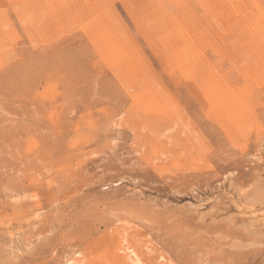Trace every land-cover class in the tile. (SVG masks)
<instances>
[{"label":"rangeland","instance_id":"rangeland-1","mask_svg":"<svg viewBox=\"0 0 264 264\" xmlns=\"http://www.w3.org/2000/svg\"><path fill=\"white\" fill-rule=\"evenodd\" d=\"M131 251L264 264V0H0V264Z\"/></svg>","mask_w":264,"mask_h":264},{"label":"bare ground","instance_id":"bare-ground-1","mask_svg":"<svg viewBox=\"0 0 264 264\" xmlns=\"http://www.w3.org/2000/svg\"><path fill=\"white\" fill-rule=\"evenodd\" d=\"M208 108V107H207ZM125 252V251H124ZM132 255L135 256V253L133 251H131V254L129 255V258L128 260H131L132 258V261L130 264H146L144 263L140 258H138L137 256H135L134 258L132 257ZM71 264V263H70Z\"/></svg>","mask_w":264,"mask_h":264}]
</instances>
